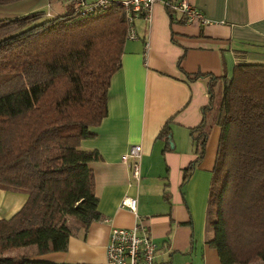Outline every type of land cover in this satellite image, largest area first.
<instances>
[{"label":"trees","instance_id":"obj_1","mask_svg":"<svg viewBox=\"0 0 264 264\" xmlns=\"http://www.w3.org/2000/svg\"><path fill=\"white\" fill-rule=\"evenodd\" d=\"M64 5L63 13L46 12L45 18L32 10L0 19V190L26 195L15 214L0 220V264H46L34 258L64 252L70 236L101 220L89 168L100 156L82 149L80 140L84 129L98 127L106 117L109 81L120 67L127 25L118 6L83 13L73 1ZM185 77L208 79L212 99L216 77ZM221 82L212 114L218 135L205 242L220 264H260L264 65L238 61L231 78L220 77ZM210 105L202 108L204 114ZM206 127L202 117L189 130L194 159L182 170V184L204 156ZM157 138L168 144V123Z\"/></svg>","mask_w":264,"mask_h":264},{"label":"crops","instance_id":"obj_2","mask_svg":"<svg viewBox=\"0 0 264 264\" xmlns=\"http://www.w3.org/2000/svg\"><path fill=\"white\" fill-rule=\"evenodd\" d=\"M168 1L175 0H159L151 7L149 21L134 19L135 39L125 40L120 67L109 81L106 117L81 134L80 147L100 156L89 168L101 220L70 236L64 252L35 261L103 264L110 229L139 226L159 245V264H220L205 242L213 162L203 166L201 160L184 184L180 176V169L194 159L189 130L202 117L208 125L207 114L216 109L214 91L210 99L208 79L187 81L185 73L216 77L218 95L220 77L229 80L238 61L264 65V0H187L208 24H187L178 14L173 29L163 6ZM165 123L170 150L157 138ZM131 146L140 148L137 181L120 163ZM124 197L136 200L134 212L119 208ZM25 200L23 193L0 190V220L9 219Z\"/></svg>","mask_w":264,"mask_h":264},{"label":"built area","instance_id":"obj_3","mask_svg":"<svg viewBox=\"0 0 264 264\" xmlns=\"http://www.w3.org/2000/svg\"><path fill=\"white\" fill-rule=\"evenodd\" d=\"M63 4L75 2V6L83 13L91 12L96 8L118 6L124 14L127 29L125 40H134L135 33L132 28L134 19H150L151 7L159 0H58ZM164 10L174 14L179 13L185 17V22L198 23L200 26L208 24L204 17L192 8L187 0L165 2ZM140 148L131 146L127 153L120 156V163L126 166L130 177L139 179ZM136 200L124 197L119 203V208L134 212ZM103 264H159V245L141 227L130 229L112 228L108 233L105 247V260Z\"/></svg>","mask_w":264,"mask_h":264},{"label":"rangeland","instance_id":"obj_4","mask_svg":"<svg viewBox=\"0 0 264 264\" xmlns=\"http://www.w3.org/2000/svg\"><path fill=\"white\" fill-rule=\"evenodd\" d=\"M35 1L37 0H20V1H16V2H12V3H7V4H2L0 5V19H9L12 17H16L19 16L21 14H27V13H31L32 10H40L44 13L41 14L42 18H45V14L46 12H48L50 15H55V14H61L64 12V4L61 1L58 0H40L38 3H36ZM165 14V12H164ZM179 13H174L172 14V29L173 26L176 25V22H178V19L180 18V14ZM166 17H168L167 14H165ZM41 18V19H42ZM169 18V17H168ZM221 86H222V82H221ZM219 87V94L217 95L216 93V89L217 87H215L214 90V109L219 106V102L221 100V96H222V87ZM216 112V111H215ZM215 114V113H214ZM216 115L214 116H208L207 120H208V125L206 127V131L208 133L207 135V142H206V146H205V154L202 158V165L204 166H211V163L213 162V158H214V150L216 148V140H217V129L216 127L213 125L214 121L213 119H215ZM216 129V130H215ZM162 143V142H161ZM191 143V142H190ZM163 145V144H162ZM168 147L167 150L172 149V142L171 140L168 141ZM140 162V159L138 161V163ZM140 167V165H139ZM182 175V170L180 169V176ZM140 178V177H139ZM168 179H165V185H166V196L168 197L169 193H168ZM1 215V214H0ZM156 243V242H155ZM157 244V243H156ZM264 264V263H262Z\"/></svg>","mask_w":264,"mask_h":264}]
</instances>
